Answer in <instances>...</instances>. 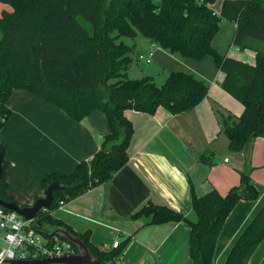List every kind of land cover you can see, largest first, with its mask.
Listing matches in <instances>:
<instances>
[{"label": "trees", "instance_id": "16d2710c", "mask_svg": "<svg viewBox=\"0 0 264 264\" xmlns=\"http://www.w3.org/2000/svg\"><path fill=\"white\" fill-rule=\"evenodd\" d=\"M214 2L0 0L6 5L0 11V113L5 118L0 128L10 115L7 100L12 90L38 96L78 122L93 111H101L109 127L91 159L79 162L69 174L51 173L43 179L44 190L52 182L62 187L53 192L49 209L38 211L32 223L37 232L43 229L46 236H52V230L64 229L78 237L99 262L114 264L127 240L118 242L111 251L101 250L90 243L89 232H74L52 212L59 202H69L88 189L108 183L127 163L133 128L124 111L153 115L163 107L178 115L194 109L207 96V83L184 72H170L159 86L148 76L128 78L126 71L135 45L121 38L133 39L140 33L169 54L191 60L211 57L224 74L221 88L243 106L239 117L215 110L221 116L228 151L247 152L256 138H264V0H225L219 14L211 9ZM80 18L89 24L91 32ZM223 20L235 25L231 44L255 53L254 65L214 49L212 39ZM0 154V199L17 204L4 181L8 162L1 144ZM198 160L206 162L205 156ZM257 196L247 170L240 173L239 184L225 196L211 189L198 197L190 188L194 222L152 201L130 218L144 220V225L185 223L189 226L190 264H212L226 217L239 201H253ZM263 240L264 204L239 235L224 264H247Z\"/></svg>", "mask_w": 264, "mask_h": 264}, {"label": "crops", "instance_id": "0c3cea01", "mask_svg": "<svg viewBox=\"0 0 264 264\" xmlns=\"http://www.w3.org/2000/svg\"><path fill=\"white\" fill-rule=\"evenodd\" d=\"M4 7L0 3V11ZM213 11L219 14L220 9ZM232 28L231 39L234 25ZM248 51L252 56L242 57L237 48L234 52L229 48L225 56L254 65L255 53ZM138 54H151L149 64L141 63L153 65L141 71V78L151 77L161 85L170 72L192 74L207 83V96L194 109L178 115L163 107L153 115L124 111L133 128L127 163L108 183L88 189L52 215L76 233L89 232L90 243L101 250L111 251L114 242L127 240L114 264H190L188 225H144V220L130 216L152 201L194 222L190 188L198 197L211 189L225 196L239 184L240 173L249 170L258 196L253 201H239L226 217L212 256V264H224L231 247L264 204V138H256L247 152L228 151L221 116L215 110L239 117L243 106L221 88L224 74L211 57L182 58L148 40L136 58ZM7 108L10 115L0 128V144L8 162L4 181L19 206H31L44 197L42 181L47 175L69 174L79 162L91 159L102 136L109 132L101 111L78 122L24 90H12ZM201 156L205 163L198 160ZM247 264H264V240Z\"/></svg>", "mask_w": 264, "mask_h": 264}, {"label": "built area", "instance_id": "2783aa9c", "mask_svg": "<svg viewBox=\"0 0 264 264\" xmlns=\"http://www.w3.org/2000/svg\"><path fill=\"white\" fill-rule=\"evenodd\" d=\"M137 59L149 64L151 54L147 57L138 54ZM4 119L0 113V123ZM64 204L59 202L58 208H62ZM32 223V220L25 221L18 213L0 206V264L7 260H35L77 253L70 242L57 235L46 236L39 233L32 227ZM117 246L118 242H114L113 247Z\"/></svg>", "mask_w": 264, "mask_h": 264}, {"label": "water", "instance_id": "95a60500", "mask_svg": "<svg viewBox=\"0 0 264 264\" xmlns=\"http://www.w3.org/2000/svg\"><path fill=\"white\" fill-rule=\"evenodd\" d=\"M2 174V155L0 154V177ZM62 187L61 184L57 182L50 183L44 192V197L37 199L31 206L20 207L14 202H5L0 199V206L18 213L23 217L25 221H35L36 215L39 210L49 209L52 200L53 192L59 190ZM38 227H40L37 224ZM42 234L46 235V231L40 229ZM50 235H57L68 242H70L77 250L75 255L52 257V258H42L35 260H7L3 264H103L95 259L89 249L85 244L76 236L70 234L64 229H54Z\"/></svg>", "mask_w": 264, "mask_h": 264}, {"label": "rangeland", "instance_id": "374dc122", "mask_svg": "<svg viewBox=\"0 0 264 264\" xmlns=\"http://www.w3.org/2000/svg\"><path fill=\"white\" fill-rule=\"evenodd\" d=\"M223 1L225 0H215V2L211 5L212 6V10H219L221 9V5L223 3ZM6 8V5H4ZM80 23L83 25V27L86 28V30L88 32H91V27L89 26V24L84 20V19H79ZM233 31L232 28V24L228 21H221L220 23V27L218 32L216 33V35L213 37L212 39V44L214 49L221 55H226V51L230 48L233 52L235 47L231 44V33ZM121 41H123L124 43L133 46L136 45V51L134 49V53L132 54V60L130 65L128 66V69L126 71L127 73V77L130 79H139L141 78V71H148V69H151L153 67V65H144L143 63H141V61H139L136 58V52L141 48V46L143 47V45H145V40H147L146 38H144L140 33H136L135 37L133 39L130 38H121ZM238 51L241 52V56L244 57L245 55H250L252 56V54H250V52L248 50H239ZM237 54V52H235ZM156 85H160V83L156 82ZM225 147V146H224ZM226 148V147H225ZM227 150V149H226Z\"/></svg>", "mask_w": 264, "mask_h": 264}]
</instances>
